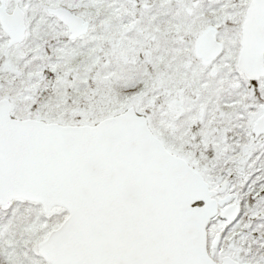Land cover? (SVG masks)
<instances>
[{
    "label": "snow or ice",
    "instance_id": "1",
    "mask_svg": "<svg viewBox=\"0 0 264 264\" xmlns=\"http://www.w3.org/2000/svg\"><path fill=\"white\" fill-rule=\"evenodd\" d=\"M0 264H264V0H0Z\"/></svg>",
    "mask_w": 264,
    "mask_h": 264
}]
</instances>
